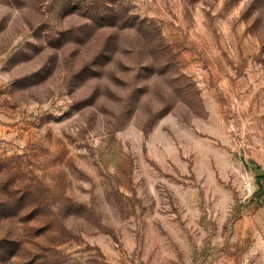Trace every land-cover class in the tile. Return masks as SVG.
<instances>
[{"label":"rangeland","instance_id":"obj_1","mask_svg":"<svg viewBox=\"0 0 264 264\" xmlns=\"http://www.w3.org/2000/svg\"><path fill=\"white\" fill-rule=\"evenodd\" d=\"M0 264H264V0H0Z\"/></svg>","mask_w":264,"mask_h":264}]
</instances>
